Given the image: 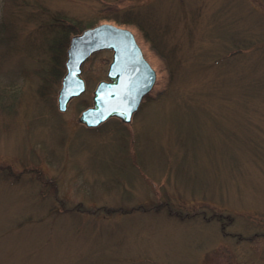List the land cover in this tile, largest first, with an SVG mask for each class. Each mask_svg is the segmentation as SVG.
Listing matches in <instances>:
<instances>
[{
	"label": "rangeland",
	"instance_id": "374dc122",
	"mask_svg": "<svg viewBox=\"0 0 264 264\" xmlns=\"http://www.w3.org/2000/svg\"><path fill=\"white\" fill-rule=\"evenodd\" d=\"M40 4L133 32L155 81L129 122L78 121L107 48L65 110L60 83L37 94ZM2 14L0 264H264V0H0Z\"/></svg>",
	"mask_w": 264,
	"mask_h": 264
},
{
	"label": "water",
	"instance_id": "95a60500",
	"mask_svg": "<svg viewBox=\"0 0 264 264\" xmlns=\"http://www.w3.org/2000/svg\"><path fill=\"white\" fill-rule=\"evenodd\" d=\"M103 48L112 50L108 79L96 84L92 104L78 116V120L87 126H96L111 116L129 121L155 81V70L144 57L133 32L126 27L102 22L84 28L69 39L65 72L57 90L60 110H64L68 101L85 88L80 74L82 62L92 52Z\"/></svg>",
	"mask_w": 264,
	"mask_h": 264
},
{
	"label": "trees",
	"instance_id": "16d2710c",
	"mask_svg": "<svg viewBox=\"0 0 264 264\" xmlns=\"http://www.w3.org/2000/svg\"><path fill=\"white\" fill-rule=\"evenodd\" d=\"M32 12L34 13L32 15L33 17L29 16V19L35 20L36 17V20H39V25H36V28L44 29L43 39L39 40L38 43L31 40L29 45L31 47L36 46L39 51V57L36 58V73L38 74L39 80L36 91L41 98L46 99L47 97L52 96V93L57 88L62 74L64 73L65 51L70 36L79 32L87 25L85 26V23L83 24V21L80 19L69 16L58 10L48 9L42 4L38 6L37 10ZM8 21L9 20L5 18L4 14L0 15V50H3V48L9 50V44L11 43L10 39L7 38L9 35ZM127 22L129 21L127 20ZM0 98H3L2 95H0ZM109 209L107 212L114 211V209ZM125 211L127 210H124V212ZM216 216L217 219H220L221 217L220 215Z\"/></svg>",
	"mask_w": 264,
	"mask_h": 264
},
{
	"label": "flooded vegetation",
	"instance_id": "af4514ba",
	"mask_svg": "<svg viewBox=\"0 0 264 264\" xmlns=\"http://www.w3.org/2000/svg\"><path fill=\"white\" fill-rule=\"evenodd\" d=\"M261 250H263V251H264V245H263V248H262Z\"/></svg>",
	"mask_w": 264,
	"mask_h": 264
}]
</instances>
